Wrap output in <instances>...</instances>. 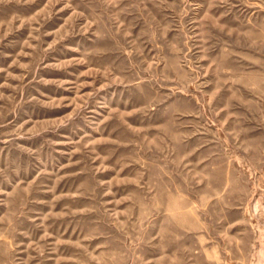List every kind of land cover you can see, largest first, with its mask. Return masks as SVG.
Listing matches in <instances>:
<instances>
[{
    "label": "rangeland",
    "instance_id": "obj_1",
    "mask_svg": "<svg viewBox=\"0 0 264 264\" xmlns=\"http://www.w3.org/2000/svg\"><path fill=\"white\" fill-rule=\"evenodd\" d=\"M0 264H264V0H0Z\"/></svg>",
    "mask_w": 264,
    "mask_h": 264
}]
</instances>
